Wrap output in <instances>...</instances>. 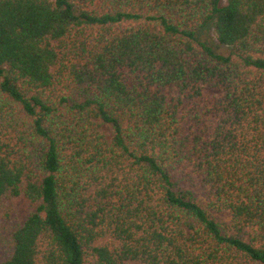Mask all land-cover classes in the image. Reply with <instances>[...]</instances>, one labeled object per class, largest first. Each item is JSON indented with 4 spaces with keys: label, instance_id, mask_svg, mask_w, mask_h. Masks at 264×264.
<instances>
[{
    "label": "trees",
    "instance_id": "trees-1",
    "mask_svg": "<svg viewBox=\"0 0 264 264\" xmlns=\"http://www.w3.org/2000/svg\"><path fill=\"white\" fill-rule=\"evenodd\" d=\"M0 264H264V0H0Z\"/></svg>",
    "mask_w": 264,
    "mask_h": 264
},
{
    "label": "rangeland",
    "instance_id": "rangeland-1",
    "mask_svg": "<svg viewBox=\"0 0 264 264\" xmlns=\"http://www.w3.org/2000/svg\"><path fill=\"white\" fill-rule=\"evenodd\" d=\"M201 39L206 42L208 45L213 47L217 52L222 53V54H228L230 52L229 49L221 47L216 39V35L214 32V29L209 26L203 32L201 33ZM98 126L100 127V130L107 136V139L110 140L111 138V133L110 129L107 126L101 125L98 123ZM11 206L14 208L16 212V218H17V223L19 225H23L26 217H27V210H28V203L25 200H14L11 202ZM215 216L219 218H225L229 219V214L228 213H214ZM105 241L111 242L112 240L110 238L105 239Z\"/></svg>",
    "mask_w": 264,
    "mask_h": 264
}]
</instances>
